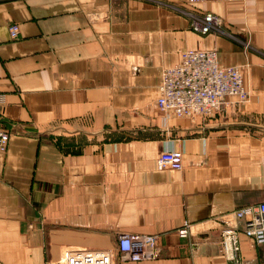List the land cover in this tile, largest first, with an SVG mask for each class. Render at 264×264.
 I'll return each mask as SVG.
<instances>
[{
    "label": "crops",
    "instance_id": "0c3cea01",
    "mask_svg": "<svg viewBox=\"0 0 264 264\" xmlns=\"http://www.w3.org/2000/svg\"><path fill=\"white\" fill-rule=\"evenodd\" d=\"M192 12L223 31L194 32ZM189 48L240 67L249 100L167 118L161 74ZM0 94V264H65L124 232L158 234L162 252L116 264H226L223 219L264 201V0H0ZM166 146L183 170L158 168ZM241 243L264 264L263 246Z\"/></svg>",
    "mask_w": 264,
    "mask_h": 264
},
{
    "label": "built area",
    "instance_id": "2783aa9c",
    "mask_svg": "<svg viewBox=\"0 0 264 264\" xmlns=\"http://www.w3.org/2000/svg\"><path fill=\"white\" fill-rule=\"evenodd\" d=\"M198 3L202 0H189ZM223 19L214 13H190L191 29L198 34L223 31ZM12 38H17L19 28L10 26ZM157 106L167 118L207 117L222 111L231 104H241L249 100L250 92L245 84L242 70L234 65H222L216 49L189 48L182 52L181 62L165 68L161 74ZM4 96L0 94V102ZM11 132L0 127V153H5ZM182 150L166 146L157 159L159 169H184ZM242 220L244 225L237 224ZM221 247L226 264H250L242 254L241 234L253 239L264 247V201L256 206L234 210L223 219ZM191 224L185 220L178 233L188 237ZM159 235L151 233L124 232L119 234L115 250L68 249L64 253L65 264H116L122 261H146L161 255Z\"/></svg>",
    "mask_w": 264,
    "mask_h": 264
}]
</instances>
